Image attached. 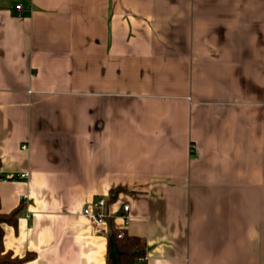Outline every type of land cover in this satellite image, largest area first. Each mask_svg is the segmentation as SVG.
I'll return each instance as SVG.
<instances>
[{
	"label": "crops",
	"instance_id": "obj_1",
	"mask_svg": "<svg viewBox=\"0 0 264 264\" xmlns=\"http://www.w3.org/2000/svg\"><path fill=\"white\" fill-rule=\"evenodd\" d=\"M18 206L22 264H107L108 218L144 241L135 264H264V0H0Z\"/></svg>",
	"mask_w": 264,
	"mask_h": 264
},
{
	"label": "trees",
	"instance_id": "obj_2",
	"mask_svg": "<svg viewBox=\"0 0 264 264\" xmlns=\"http://www.w3.org/2000/svg\"><path fill=\"white\" fill-rule=\"evenodd\" d=\"M120 187H115L111 190L110 200H112L116 193L120 191ZM21 207L18 206L8 213L0 211V264H22L34 257L33 252H27L23 256H15L11 250L5 249L3 245V228L4 224H8L16 228L17 217L20 212ZM107 223L109 225L108 239L113 236L116 246L120 253V263L121 264H135L136 262L144 261L145 257V243L144 241L136 236H131L126 234L123 230L116 229L111 225L110 218H108ZM120 235V236H119ZM135 250V252H132ZM110 244L108 246L107 264H112L109 257Z\"/></svg>",
	"mask_w": 264,
	"mask_h": 264
},
{
	"label": "built area",
	"instance_id": "obj_3",
	"mask_svg": "<svg viewBox=\"0 0 264 264\" xmlns=\"http://www.w3.org/2000/svg\"><path fill=\"white\" fill-rule=\"evenodd\" d=\"M18 9H21V5L18 6ZM19 176L23 177L24 174H20ZM105 205H106V200L101 198V199L97 200L95 209H91V207L89 205L83 207L82 214L84 216H86L94 224L102 223V222L106 221V218H107V213L104 210ZM128 208H129L128 204L123 205L124 212H127ZM124 219L126 222V220H127L126 215H125ZM144 260H145V257H144Z\"/></svg>",
	"mask_w": 264,
	"mask_h": 264
},
{
	"label": "water",
	"instance_id": "obj_4",
	"mask_svg": "<svg viewBox=\"0 0 264 264\" xmlns=\"http://www.w3.org/2000/svg\"><path fill=\"white\" fill-rule=\"evenodd\" d=\"M109 244H110L109 257L112 261V264H121L119 258L121 252L118 250L113 236H110ZM132 252H135V250H133Z\"/></svg>",
	"mask_w": 264,
	"mask_h": 264
},
{
	"label": "rangeland",
	"instance_id": "obj_5",
	"mask_svg": "<svg viewBox=\"0 0 264 264\" xmlns=\"http://www.w3.org/2000/svg\"><path fill=\"white\" fill-rule=\"evenodd\" d=\"M9 1H12V3H13L14 0H9Z\"/></svg>",
	"mask_w": 264,
	"mask_h": 264
}]
</instances>
